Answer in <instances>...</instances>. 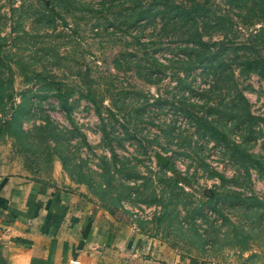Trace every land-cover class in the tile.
Segmentation results:
<instances>
[{
  "label": "rangeland",
  "instance_id": "obj_1",
  "mask_svg": "<svg viewBox=\"0 0 264 264\" xmlns=\"http://www.w3.org/2000/svg\"><path fill=\"white\" fill-rule=\"evenodd\" d=\"M179 1L195 23L162 0H0V178L130 225L148 253L264 264V70L247 65L264 0Z\"/></svg>",
  "mask_w": 264,
  "mask_h": 264
},
{
  "label": "crops",
  "instance_id": "obj_2",
  "mask_svg": "<svg viewBox=\"0 0 264 264\" xmlns=\"http://www.w3.org/2000/svg\"><path fill=\"white\" fill-rule=\"evenodd\" d=\"M147 244L66 193L0 178V264H210L148 253Z\"/></svg>",
  "mask_w": 264,
  "mask_h": 264
},
{
  "label": "trees",
  "instance_id": "obj_3",
  "mask_svg": "<svg viewBox=\"0 0 264 264\" xmlns=\"http://www.w3.org/2000/svg\"><path fill=\"white\" fill-rule=\"evenodd\" d=\"M163 7L161 9V14L164 15L166 12V15L169 13V10L173 11L172 19L175 23L181 24V26H186L187 22H184L187 18H192L193 23H195L194 18L190 15V13L193 11L194 4L191 3H185L183 1H179V3H175L174 0H162ZM236 2H239V0H234ZM252 1V0H251ZM235 2V3H236ZM197 3V2H194ZM161 19H164V17H161ZM264 29V26L262 27ZM196 31V28L194 29ZM182 37L187 39V42H190L191 40L194 43V46L197 48L199 47L201 49L202 46L205 47L206 43L202 41L201 35L198 32L192 33L191 31L184 30L181 34ZM190 40V41H189ZM202 45V46H201ZM201 46V47H200ZM203 51H206L204 49ZM207 52V73L210 74V79L215 83L222 81V76L225 74L226 70L229 72V67L225 64V61L218 55V51L215 49V51H206ZM249 68H251L254 72L261 75L262 71L264 70V65H251L250 63H247ZM230 73V72H229ZM232 74V73H231ZM208 91V90H207ZM180 98H183L182 95H180ZM185 100V99H184ZM182 102V101H181ZM184 104V102H182ZM184 107H181V110H185V112H188L187 109ZM240 118L243 120L247 119H254L253 115L249 113V111H245L243 114L240 115ZM258 120H261L262 117H257ZM197 121L202 124V126L207 127L212 133L211 134H221L219 133L211 124V121L206 118L205 115L197 116ZM221 137L224 135L221 134ZM30 264H34V262L31 261Z\"/></svg>",
  "mask_w": 264,
  "mask_h": 264
},
{
  "label": "water",
  "instance_id": "obj_4",
  "mask_svg": "<svg viewBox=\"0 0 264 264\" xmlns=\"http://www.w3.org/2000/svg\"><path fill=\"white\" fill-rule=\"evenodd\" d=\"M153 158H154V161H155V166H165L168 162V157L164 154H161L159 152H154L153 154Z\"/></svg>",
  "mask_w": 264,
  "mask_h": 264
}]
</instances>
